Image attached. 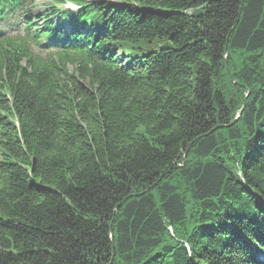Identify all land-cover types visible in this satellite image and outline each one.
I'll return each instance as SVG.
<instances>
[{"label": "trees", "instance_id": "trees-1", "mask_svg": "<svg viewBox=\"0 0 264 264\" xmlns=\"http://www.w3.org/2000/svg\"><path fill=\"white\" fill-rule=\"evenodd\" d=\"M76 1L0 38V264H264V0Z\"/></svg>", "mask_w": 264, "mask_h": 264}, {"label": "rangeland", "instance_id": "rangeland-1", "mask_svg": "<svg viewBox=\"0 0 264 264\" xmlns=\"http://www.w3.org/2000/svg\"><path fill=\"white\" fill-rule=\"evenodd\" d=\"M49 3H50L49 0H32V5L29 8L32 17L37 19L38 15L43 13V10ZM21 25L22 27L24 26L23 24ZM70 69H73V67H70Z\"/></svg>", "mask_w": 264, "mask_h": 264}, {"label": "bare ground", "instance_id": "bare-ground-1", "mask_svg": "<svg viewBox=\"0 0 264 264\" xmlns=\"http://www.w3.org/2000/svg\"><path fill=\"white\" fill-rule=\"evenodd\" d=\"M6 11H8V10H5V12H6ZM72 44H73V43H72ZM67 66H69V65H67ZM241 112H242V109L239 110L238 116L241 114Z\"/></svg>", "mask_w": 264, "mask_h": 264}, {"label": "snow or ice", "instance_id": "snow-or-ice-1", "mask_svg": "<svg viewBox=\"0 0 264 264\" xmlns=\"http://www.w3.org/2000/svg\"><path fill=\"white\" fill-rule=\"evenodd\" d=\"M72 7H75V5H72Z\"/></svg>", "mask_w": 264, "mask_h": 264}]
</instances>
